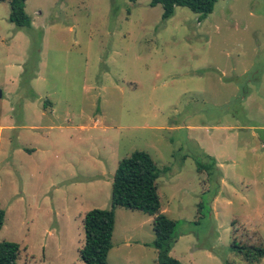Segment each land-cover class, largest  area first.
Wrapping results in <instances>:
<instances>
[{"label": "rangeland", "instance_id": "obj_1", "mask_svg": "<svg viewBox=\"0 0 264 264\" xmlns=\"http://www.w3.org/2000/svg\"><path fill=\"white\" fill-rule=\"evenodd\" d=\"M24 11L17 27L0 1V241L17 263L84 264V212L109 208L118 160L142 150L176 222L171 257L264 264L232 247H264V0H216L200 19L148 0ZM151 218L114 209L106 264H156Z\"/></svg>", "mask_w": 264, "mask_h": 264}, {"label": "trees", "instance_id": "obj_2", "mask_svg": "<svg viewBox=\"0 0 264 264\" xmlns=\"http://www.w3.org/2000/svg\"><path fill=\"white\" fill-rule=\"evenodd\" d=\"M3 1V0H0ZM8 21L17 27H28L29 18L24 11L25 0H7ZM135 1V0H129ZM216 0H148L150 5L159 4L162 18H167L175 6L187 7L199 15V19L210 13ZM198 163V169L203 168ZM147 152L134 150L128 156L118 160L112 174L109 196V208H92L84 212L81 218L83 242L78 250L79 258L84 264H106V256L111 247V235L114 225V209L123 207L139 210L151 216L153 239L151 245L156 250V264H181L169 255L175 242V220L160 211L156 191V178L160 175ZM4 211L0 208V228ZM236 252L241 253L247 262H257L264 255V247L235 245ZM18 244L0 241V264H18ZM228 264V263H225Z\"/></svg>", "mask_w": 264, "mask_h": 264}, {"label": "water", "instance_id": "obj_3", "mask_svg": "<svg viewBox=\"0 0 264 264\" xmlns=\"http://www.w3.org/2000/svg\"><path fill=\"white\" fill-rule=\"evenodd\" d=\"M0 96H1V91H0Z\"/></svg>", "mask_w": 264, "mask_h": 264}, {"label": "crops", "instance_id": "obj_4", "mask_svg": "<svg viewBox=\"0 0 264 264\" xmlns=\"http://www.w3.org/2000/svg\"><path fill=\"white\" fill-rule=\"evenodd\" d=\"M1 127V126H0ZM9 127V126H8Z\"/></svg>", "mask_w": 264, "mask_h": 264}]
</instances>
